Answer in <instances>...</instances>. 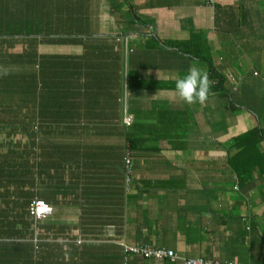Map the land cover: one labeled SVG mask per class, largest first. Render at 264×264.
<instances>
[{"label":"crops","instance_id":"1","mask_svg":"<svg viewBox=\"0 0 264 264\" xmlns=\"http://www.w3.org/2000/svg\"><path fill=\"white\" fill-rule=\"evenodd\" d=\"M219 51L242 106L182 101L178 75ZM263 78L264 0H0V264H264V174L231 159Z\"/></svg>","mask_w":264,"mask_h":264},{"label":"trees","instance_id":"2","mask_svg":"<svg viewBox=\"0 0 264 264\" xmlns=\"http://www.w3.org/2000/svg\"><path fill=\"white\" fill-rule=\"evenodd\" d=\"M203 60L209 66L207 69V74L209 77L208 79L210 80V82H212V80L214 81L213 85L210 84V88L218 89L222 94V96H224V98H226L227 100V106L225 109H230V110L239 109L240 106L238 105V103L234 98V91L230 89L228 90L224 87L225 79L223 74L213 67V63L210 59H203ZM257 107L258 104L256 102L254 106L255 111L249 110L248 106L246 107V110L249 111L255 117L256 125L253 128L249 129L248 131L244 132L243 134L234 137L233 139L235 142L234 145L236 146V149H238V151L236 152V154L232 155L231 159L232 161L233 160L238 161V158L240 157H243V159H245L247 164L246 167H243L244 169L242 171L245 174L246 173L248 174L251 170H254L258 174H264V148L262 147L260 148V146H263L262 143H264V128H263L264 106L258 108ZM19 118L15 117L11 119L10 125L15 126L17 124L18 126L21 120ZM15 127H13V129H15ZM236 161L232 162V165L235 166ZM155 248H162V247H155Z\"/></svg>","mask_w":264,"mask_h":264},{"label":"built area","instance_id":"3","mask_svg":"<svg viewBox=\"0 0 264 264\" xmlns=\"http://www.w3.org/2000/svg\"><path fill=\"white\" fill-rule=\"evenodd\" d=\"M209 3H212V0H207ZM253 75L256 76L257 73L253 72ZM264 79V78H263ZM235 90V88H234ZM123 122L126 126H130L133 122V118L130 115H126L123 118ZM123 174L125 182L128 183L131 179L132 168H131V158L129 150L125 151V155L123 158ZM28 215L35 221L44 219L51 215L52 208L50 205L45 203L42 200L34 199L28 205ZM122 249L124 252V259L130 257H140L143 259H156V260H165L168 259L170 261H174L177 256L176 254L165 248H155L148 245H134L129 246L122 244ZM126 263V262H125ZM182 264H235L233 262H218V261H210L205 260L203 258H183Z\"/></svg>","mask_w":264,"mask_h":264},{"label":"clouds","instance_id":"4","mask_svg":"<svg viewBox=\"0 0 264 264\" xmlns=\"http://www.w3.org/2000/svg\"><path fill=\"white\" fill-rule=\"evenodd\" d=\"M175 90L180 99L187 104L197 101L204 103L210 93L207 71L195 64L189 66L185 73L178 75Z\"/></svg>","mask_w":264,"mask_h":264},{"label":"rangeland","instance_id":"5","mask_svg":"<svg viewBox=\"0 0 264 264\" xmlns=\"http://www.w3.org/2000/svg\"><path fill=\"white\" fill-rule=\"evenodd\" d=\"M211 55H215L214 57H213V61H212V63H213V66H215L216 65V61H215V58H216V56L217 55H223V57H225V54H222L220 51L219 52H217V53H214V54H212L211 53ZM249 70V69H248ZM255 71V70H254ZM253 71V72H254ZM256 73H257V71H255ZM223 74V73H222ZM258 74V73H257ZM224 79H225V76H224ZM228 79V76L226 77V80ZM249 100H252L250 103H248V104H246L245 105V103H243V108H244V110L246 109V107L248 106V109L249 110H254L255 111V109H254V106H255V100L254 99H249ZM240 106H242V105H240ZM258 107H260L259 106V104H258ZM257 107V108H258ZM246 111V113H249V114H251L249 111H247V110H245ZM226 111H222V114L224 115V113H225ZM223 115H222V118H223ZM21 139V136H20V134L18 133V134H15V135H13V141H18V140H20ZM31 218V217H30ZM33 220V219H32ZM129 246H131V245H129Z\"/></svg>","mask_w":264,"mask_h":264}]
</instances>
